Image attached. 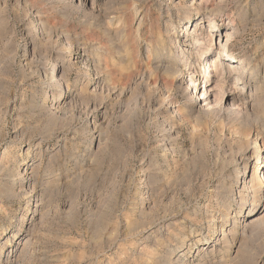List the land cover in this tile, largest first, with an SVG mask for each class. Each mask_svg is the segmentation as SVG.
I'll return each mask as SVG.
<instances>
[{"label": "rangeland", "instance_id": "rangeland-1", "mask_svg": "<svg viewBox=\"0 0 264 264\" xmlns=\"http://www.w3.org/2000/svg\"><path fill=\"white\" fill-rule=\"evenodd\" d=\"M257 158L264 0H0V264H264Z\"/></svg>", "mask_w": 264, "mask_h": 264}, {"label": "bare ground", "instance_id": "bare-ground-1", "mask_svg": "<svg viewBox=\"0 0 264 264\" xmlns=\"http://www.w3.org/2000/svg\"><path fill=\"white\" fill-rule=\"evenodd\" d=\"M189 19L190 18H188V22H190L189 21ZM210 65L209 66H207L205 69L207 70V72H209V73H211L212 72V70H210ZM190 85H191V83H190ZM172 86V85H171ZM58 101H61L62 100V97H61V95H59V98L57 99ZM254 145H255V148H256V142L254 143ZM256 152L258 153L259 152V149H258V147H257V149H256ZM262 163V162H261ZM258 164H259V166H258ZM260 168H261V170H263L262 168H264V165H263V167H261V165H260V161H259V158H257L256 160H255V162H254V167L252 168V175H255V177H254V179H253V181H255L257 178H258V174H261L262 173V180L261 181H259V182H257L254 186H257V187H260L261 186V184H262V182H264V170H263V172L260 170ZM242 175H239V177L237 178V180L238 181H240V183H241V179H242V176H246V173H248L247 174V176H246V178L248 179V177H249V173H250V169H249V172H248V167L247 166H245L244 167V169L242 170ZM257 176V177H256ZM254 186H251L252 188L254 187ZM252 212L253 211H251L249 214H252Z\"/></svg>", "mask_w": 264, "mask_h": 264}]
</instances>
